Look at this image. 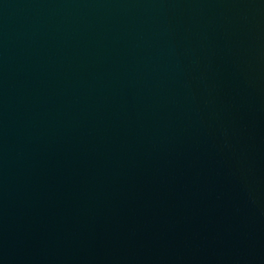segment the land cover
I'll use <instances>...</instances> for the list:
<instances>
[{
  "label": "water",
  "instance_id": "water-1",
  "mask_svg": "<svg viewBox=\"0 0 264 264\" xmlns=\"http://www.w3.org/2000/svg\"><path fill=\"white\" fill-rule=\"evenodd\" d=\"M0 264H264V0H0Z\"/></svg>",
  "mask_w": 264,
  "mask_h": 264
}]
</instances>
